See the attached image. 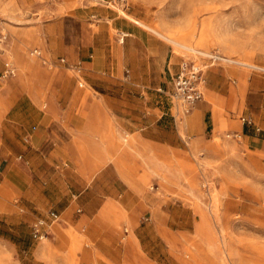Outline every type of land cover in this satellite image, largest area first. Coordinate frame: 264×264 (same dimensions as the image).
Segmentation results:
<instances>
[{
  "label": "rangeland",
  "instance_id": "rangeland-1",
  "mask_svg": "<svg viewBox=\"0 0 264 264\" xmlns=\"http://www.w3.org/2000/svg\"><path fill=\"white\" fill-rule=\"evenodd\" d=\"M10 1L0 0V73L9 59L16 74L0 78V139L14 130L10 122L15 124L16 114L33 116L28 102L46 110L49 101H102L107 117L114 111L120 118L119 149L131 145L133 129L165 135L168 152L161 160L168 171L144 186L159 194L160 207L132 224L116 220L114 227H104L106 222L94 228L88 220L76 222L74 208L73 216L62 215V223L43 241L30 236L32 219L8 209L7 202L18 196L0 189V264H264V148L254 150L243 136L233 137L243 109L232 115L216 106L207 88L212 74L217 87L221 76L230 87L231 79L248 85L252 76L264 78V0ZM101 9L139 21L178 61L203 64L206 88L196 104L205 103V110L196 111L195 105L182 122H175L162 114L166 105L155 91L142 93L106 76L93 88L79 87L72 69L51 67L30 55L36 47L65 59L90 55L102 29ZM154 29L193 50L176 46ZM211 55L251 67L214 61ZM230 89L227 93L235 96ZM215 90L226 94L224 88ZM20 154L16 162L22 161ZM54 191L45 192L47 198L60 202Z\"/></svg>",
  "mask_w": 264,
  "mask_h": 264
},
{
  "label": "crops",
  "instance_id": "crops-1",
  "mask_svg": "<svg viewBox=\"0 0 264 264\" xmlns=\"http://www.w3.org/2000/svg\"><path fill=\"white\" fill-rule=\"evenodd\" d=\"M101 10L98 26L102 29L94 36L97 49L93 53L81 57L70 55L66 60L36 47L34 49L39 50L40 55L33 56L51 67L72 69L79 87L86 84L93 88L96 80L106 76L114 84L126 82L128 88L142 93L155 91L166 105L162 114L182 122L187 114L181 112L171 97L173 76L181 61L166 43L143 30L139 23ZM222 60L236 62L227 58ZM241 63L236 62L242 67H251ZM242 75L243 72L238 73L240 78ZM214 77L212 74L207 88L216 106L224 107L232 115L243 109L238 117L239 127L232 132L243 136V141L254 150H262L264 78L252 76L248 85L231 79L234 84L230 87L226 77L221 76L217 87ZM215 88H224L226 94H220ZM230 88H234L235 96L230 97L227 93ZM26 105L35 110L33 116L16 114L12 118L15 124L10 122L14 130L4 133L0 139V189L10 190L18 196L7 202L8 209H19L25 220L32 219L31 237L32 222L48 218L50 210L59 215V222L50 225L49 235L62 223V215L73 216L74 208L78 213L76 222L88 220L94 228L108 222L104 227L109 228L114 227L112 221L132 224L137 216L160 207L159 194L145 190L144 186L148 180H156L168 171L161 160L168 152L165 135L133 129L130 133L135 137L131 145L125 144L119 149L116 141L121 135L118 131L120 118L114 111L107 117V106L102 101H87L83 105L79 101H49L46 110L36 101ZM196 105V111L207 107L203 102ZM193 113L185 124L192 121ZM242 116L250 117L253 124L242 123ZM121 139L125 141V138ZM17 152L21 153L18 158L22 161H15ZM142 157L146 158L140 159ZM53 190L60 202L47 198L45 192L53 193ZM153 232L156 233L154 237L159 236L157 230Z\"/></svg>",
  "mask_w": 264,
  "mask_h": 264
},
{
  "label": "built area",
  "instance_id": "built-area-1",
  "mask_svg": "<svg viewBox=\"0 0 264 264\" xmlns=\"http://www.w3.org/2000/svg\"><path fill=\"white\" fill-rule=\"evenodd\" d=\"M32 55H40V51L34 49L30 52ZM212 60L223 59L219 56L211 55ZM62 62L64 60L61 59ZM16 74V67L11 60L3 62V68L0 73V78L5 79ZM206 85L205 66L203 64L182 60L178 70L173 76V91L171 97L175 104L180 108L183 114H188L196 103L202 99ZM240 121L244 124H253L250 117L242 116ZM233 137H238L240 134L232 133ZM48 218H38L31 224V235L35 240L43 241L48 238L50 225L59 222V215L54 211L48 212Z\"/></svg>",
  "mask_w": 264,
  "mask_h": 264
},
{
  "label": "bare ground",
  "instance_id": "bare-ground-1",
  "mask_svg": "<svg viewBox=\"0 0 264 264\" xmlns=\"http://www.w3.org/2000/svg\"><path fill=\"white\" fill-rule=\"evenodd\" d=\"M136 23H139V24H141L139 21H137V20H134ZM157 33L156 35H160L162 38H164V39H167V41L169 40V41H171L173 44H175L176 46H179V47H181V48H185V49H188V50H190V49H192V48H190L189 46H187V45H184V44H182V43H180V42H177V41H174V40H171L168 36H165L164 34H162V33H160V32H158L157 30H155L154 29V33ZM193 50V49H192ZM196 53H198V52H196Z\"/></svg>",
  "mask_w": 264,
  "mask_h": 264
}]
</instances>
